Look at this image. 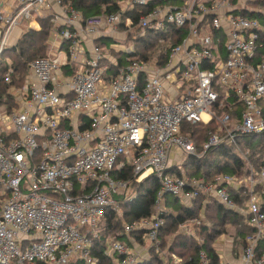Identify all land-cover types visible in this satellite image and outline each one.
<instances>
[{"label": "built area", "instance_id": "built-area-1", "mask_svg": "<svg viewBox=\"0 0 264 264\" xmlns=\"http://www.w3.org/2000/svg\"><path fill=\"white\" fill-rule=\"evenodd\" d=\"M2 1L0 56L14 29L39 30L45 17L56 39L68 45L61 57L30 62L23 86L10 89L17 106L5 109L9 119L0 114V264H100L94 239L107 210L121 213L118 195H126L131 182L113 172L127 166L139 179L157 176L160 188L156 213L126 222L125 233L140 232L159 251L165 195L190 202L206 194L245 215L254 231L246 236L243 261L264 264V252L257 258L264 237V164L257 177L253 171L222 173L210 181L172 174L169 164L175 145L203 155L182 125L210 123L216 105L240 109L217 117L219 128L210 132L204 152L264 132V17L239 11L252 0H124L117 11L89 17L64 0ZM149 4L136 20L129 13ZM148 30L161 35L156 53L128 56ZM106 37L129 40L109 43L110 51L126 54L124 64L99 45ZM232 95L238 104L230 102ZM229 186L247 187L248 196L239 203ZM106 253L116 264L140 261L133 245L116 239ZM200 257V264H209L205 251Z\"/></svg>", "mask_w": 264, "mask_h": 264}, {"label": "trees", "instance_id": "trees-1", "mask_svg": "<svg viewBox=\"0 0 264 264\" xmlns=\"http://www.w3.org/2000/svg\"><path fill=\"white\" fill-rule=\"evenodd\" d=\"M68 5H73L81 10L84 17L99 14L103 11H117L122 0H64ZM248 7L239 10L241 14L252 17H264V0H252ZM152 4L138 6L129 13L134 12L135 20L140 13L149 11ZM251 7V8H249ZM39 30L24 29L16 45L9 46L0 56V106L4 105L9 112L17 106L15 96L10 93L12 87L23 86L29 74V64L36 58L49 56V47L53 24L49 17L40 20ZM176 31V30H175ZM160 34L147 31L144 36L136 39V50L127 54L139 58H149L156 51ZM99 45H108L111 38L98 40ZM178 42L179 40L176 39ZM67 41H63L62 48H67ZM120 64L126 60L119 58ZM7 75L9 79H7ZM232 103L238 104L236 95L230 98ZM232 104L223 107L215 106V117L208 124L184 122L182 133L192 139L199 153L203 155L188 154L182 162L181 168L173 167L170 173L191 178L203 176L206 180H213L217 175L228 173L237 176L250 175L253 171L258 176L264 164V132L255 134L238 135L234 143H222L211 147L204 152V144L210 132L217 131L219 124L217 117L226 113L236 115V110L230 108ZM86 125H83L85 127ZM81 127V128H83ZM253 169V170H252ZM174 172V173H173ZM115 178H122L131 182L129 192L121 193L118 198L122 201L121 213L107 210L103 222L99 226V236L94 239L92 253L98 257L100 264H116L114 257L108 255L106 250L110 238L124 241L131 237L137 243L144 242L140 232L125 233L126 222H133L144 217H150L157 211L156 194L160 188V181L155 175L139 179L134 175L130 166L124 170L114 171ZM231 196L243 202L244 191L229 186ZM245 196H248L246 194ZM165 212L164 224L159 231L160 250L149 247L148 257L141 258L136 264H175L173 255L181 258L177 264H200V252L205 251L209 257V264H223L218 252L217 242L227 234H232L236 249L244 248L246 236L254 231L244 216L239 212L225 208L213 196L199 194L190 202H182L180 197L166 194L163 201ZM200 220L193 223L192 231H183L181 226L191 220ZM234 229L233 232L231 229ZM133 241V243H134ZM128 244L131 245V242ZM264 252V237L257 247V258ZM11 264H19L13 260ZM70 264H83L80 260H72Z\"/></svg>", "mask_w": 264, "mask_h": 264}, {"label": "crops", "instance_id": "crops-1", "mask_svg": "<svg viewBox=\"0 0 264 264\" xmlns=\"http://www.w3.org/2000/svg\"><path fill=\"white\" fill-rule=\"evenodd\" d=\"M2 0H0V5H2ZM124 0H122L121 3H123ZM24 28L20 27V28H16L12 31L11 33V36H10V46L11 44L20 38L22 32H23ZM178 32V31H177ZM161 37V35L159 36V38ZM107 38V37H106ZM119 38V37H118ZM56 40V39H55ZM114 40H117V41H122V42H126L127 44H129V40L127 39H112V41ZM55 47H58V51H63L65 48H62V44H61V41L59 40V43L58 42H55ZM109 43L111 42H108V45H104L102 46L104 48V51L106 52V54L108 56H110L111 58H114V57H117V58H125L126 54L124 52H115V51H110V46H109ZM157 49V48H156ZM156 53V51L154 53H152V55L150 57H152L154 54ZM107 58L105 60V63H110L111 62V58ZM125 60V59H124ZM120 61V60H119ZM125 63V62H124ZM111 67V66H110ZM113 72V70L111 71V73ZM167 84V87L171 90H175V85H171L170 83L166 82ZM189 88V85L186 84L183 89H180V91H184L185 89H188ZM183 162V161H182ZM182 166V163L180 166H174L172 165L170 169H172L173 167H178V168H181ZM174 173V172H173ZM244 194V193H243ZM245 195V194H244ZM164 201V199H163ZM183 202V201H182ZM239 212L242 216H244V218L246 219L245 215H243L242 212L240 211H237ZM184 227L181 226V229H183ZM223 237V236H222ZM222 237L219 239V241L222 239ZM127 240V239H126ZM124 239V243H129L131 242V245H133L135 247V250L137 252V254L140 256V259L141 258H144L145 257V254H143V252H145V250H142V249H138V243L136 241H134L131 237L129 238V241L127 240L126 241ZM134 241V243H133ZM226 243L228 244V246L226 247V250L224 251L223 249H220L218 247V252L222 258V263L223 264H245V262L243 261V248H240V249H236V245H235V242H234V237H232V234H231V238L229 240L226 241ZM130 245V244H129ZM242 250V251H241ZM224 255V256H223ZM148 257V256H147ZM145 257V258H147Z\"/></svg>", "mask_w": 264, "mask_h": 264}, {"label": "rangeland", "instance_id": "rangeland-1", "mask_svg": "<svg viewBox=\"0 0 264 264\" xmlns=\"http://www.w3.org/2000/svg\"><path fill=\"white\" fill-rule=\"evenodd\" d=\"M243 1H246V0H243ZM259 18H263V17H259ZM262 21H264V19H261ZM56 37L52 34L51 35V41H50V47H49V56H58V57H61L63 54H64V51H58V47H55V42H58L59 43V39L55 40ZM17 40H15L12 44V45H16L17 44ZM164 85L166 88L167 87V84L166 82H164ZM0 114L6 118V119H9V115H7L5 113V106L4 105H1L0 106ZM188 154L182 149L180 148L179 146L175 145L172 147V151H171V155H170V161H169V164L170 166L174 165V166H180L182 161L185 159V157L187 156ZM192 224L193 222L192 221H188L186 223V226H182L184 227L182 230L187 232V231H192L191 230V227H192ZM233 228L231 229V231L233 232ZM231 238V234H227V235H224L222 237V239L220 241L217 242V245L220 249H223L224 251L226 250V247L228 246V244L226 243L227 240H229ZM112 238H110L111 240ZM126 240V239H125ZM127 241V240H126ZM138 249H142V250H145V252H143V254H145V257L148 256V250H149V246H148V243L146 242H142V243H138ZM242 251V250H241ZM224 256V255H223ZM179 259L176 260V258ZM173 260V262L175 264L179 263L181 258L177 255H173V257L171 258L170 262Z\"/></svg>", "mask_w": 264, "mask_h": 264}]
</instances>
